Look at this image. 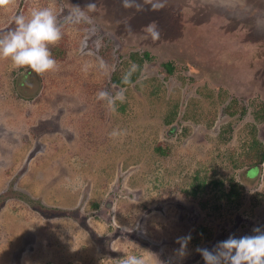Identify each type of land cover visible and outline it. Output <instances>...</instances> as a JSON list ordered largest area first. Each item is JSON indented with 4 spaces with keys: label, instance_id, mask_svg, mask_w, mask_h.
<instances>
[{
    "label": "rangeland",
    "instance_id": "obj_1",
    "mask_svg": "<svg viewBox=\"0 0 264 264\" xmlns=\"http://www.w3.org/2000/svg\"><path fill=\"white\" fill-rule=\"evenodd\" d=\"M89 3L86 21L65 22ZM121 3L0 8V33L49 6L63 31L54 72L0 60V264H53L59 251L64 264H205L197 247L264 230V0ZM118 89L115 110L96 98Z\"/></svg>",
    "mask_w": 264,
    "mask_h": 264
},
{
    "label": "clouds",
    "instance_id": "obj_2",
    "mask_svg": "<svg viewBox=\"0 0 264 264\" xmlns=\"http://www.w3.org/2000/svg\"><path fill=\"white\" fill-rule=\"evenodd\" d=\"M14 0H0V8H7ZM143 5H150L152 11H159L166 6V0H143V4L137 0H122L124 8L143 9ZM95 11L96 4L89 3L84 9L73 6L65 22L80 23L88 19L87 12ZM15 27L0 33V60L10 61L13 70H30L37 76L43 77L49 72L57 70V60L52 55V47L57 45L62 37V25L58 21L54 9L49 7L32 9L28 16L17 15L14 18ZM146 38L153 41L160 39V30L155 23L144 27ZM137 70L132 65L122 77V83H131V75ZM125 89H118L114 94L108 91L97 93V100L106 102L107 106L115 110L117 100L123 102ZM127 131L113 130L110 136L123 137ZM72 182H69V186ZM253 235H244L237 238L230 235L226 240L219 241L212 250L197 247L196 251L201 255L205 264H264V230L260 227L253 228ZM191 235L178 237L176 243L180 245L177 250L181 257L186 256L187 245ZM121 264H146L142 256L125 255Z\"/></svg>",
    "mask_w": 264,
    "mask_h": 264
},
{
    "label": "crops",
    "instance_id": "obj_3",
    "mask_svg": "<svg viewBox=\"0 0 264 264\" xmlns=\"http://www.w3.org/2000/svg\"><path fill=\"white\" fill-rule=\"evenodd\" d=\"M63 253L61 252V251H59V252H54V254H52V255H47L46 257H47V259H49V260H51V262L53 263V264H64L65 262L63 261L62 262V260H61V255H62ZM31 264H37V261H36V259L35 258H33L32 260H31ZM48 264V263H47ZM49 264H51V263H49Z\"/></svg>",
    "mask_w": 264,
    "mask_h": 264
},
{
    "label": "trees",
    "instance_id": "obj_4",
    "mask_svg": "<svg viewBox=\"0 0 264 264\" xmlns=\"http://www.w3.org/2000/svg\"><path fill=\"white\" fill-rule=\"evenodd\" d=\"M122 4V3H121ZM261 160L260 161H263L264 160V153L263 154H261ZM256 171H257V168H253V169H251L249 172H248V174H251V175H253V174H255L256 173ZM232 195L234 196L235 194L237 195V193H236V191H235V189H236V186H237V184H235V183H232Z\"/></svg>",
    "mask_w": 264,
    "mask_h": 264
}]
</instances>
